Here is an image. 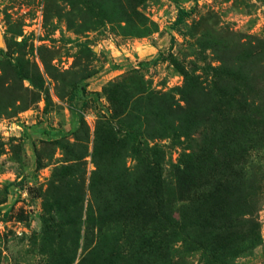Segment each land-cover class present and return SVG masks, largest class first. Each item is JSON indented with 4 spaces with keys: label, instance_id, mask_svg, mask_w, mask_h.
<instances>
[{
    "label": "rangeland",
    "instance_id": "obj_1",
    "mask_svg": "<svg viewBox=\"0 0 264 264\" xmlns=\"http://www.w3.org/2000/svg\"><path fill=\"white\" fill-rule=\"evenodd\" d=\"M240 96L264 118V0H0V264L59 249L77 264L88 209L107 204L110 246L145 245L151 229L123 210L145 191L140 159L169 183ZM239 166L242 204L209 220L203 245L169 243L170 264H264V143ZM141 253L126 264H151Z\"/></svg>",
    "mask_w": 264,
    "mask_h": 264
},
{
    "label": "trees",
    "instance_id": "obj_2",
    "mask_svg": "<svg viewBox=\"0 0 264 264\" xmlns=\"http://www.w3.org/2000/svg\"><path fill=\"white\" fill-rule=\"evenodd\" d=\"M179 12L176 23L186 14L185 10ZM227 103L234 109L233 114H237L233 117L234 121L226 125L219 138L211 139L209 144L201 145L197 150L190 148L188 152L182 153V159L172 167L169 183L162 176V168L155 164L156 160L149 164L143 161L144 159H140L145 167L143 178L145 182L142 188L145 191L142 193L137 191L134 195L137 196L130 199L128 206L123 210L133 212L131 215L134 217L128 220V225L134 227L138 224V228L142 231L151 229V235L147 241L145 240V245L147 248L150 247L151 253L148 255L143 252L145 245L137 248L132 246L130 250L129 248L122 250V246L119 249L110 246L115 235L113 225L119 218L113 214L116 209L112 211L111 204H107L104 209L98 207L88 209L82 229L86 243L77 264H126L134 258V252H143L141 253L143 260L148 255L151 264L162 260L165 264H170L167 253L169 243L181 238L185 244L193 248L203 245L202 234H207L214 228V224L209 220L215 218L221 220L236 211L235 207L240 206L243 200L240 196L239 182L232 177L234 172L232 168L234 166L239 168L240 158L264 143V118L246 111L250 105L243 96L230 97ZM253 103L254 101L251 105ZM239 129L241 132L238 134ZM58 205L54 204V209ZM51 218L53 220L55 218L56 221L55 211L54 218ZM78 224L80 225V222L76 223V220H73L72 233L75 247L81 231ZM56 225L59 226L60 223ZM42 228H44L43 223ZM44 232L46 233L45 229ZM118 233L120 236V231ZM158 235H161L162 239ZM141 239H144L143 234ZM162 245L165 251L160 250ZM62 251L63 249L57 250L56 253L51 251L47 262L70 264L73 257L62 258ZM57 254H59L58 258H56Z\"/></svg>",
    "mask_w": 264,
    "mask_h": 264
}]
</instances>
